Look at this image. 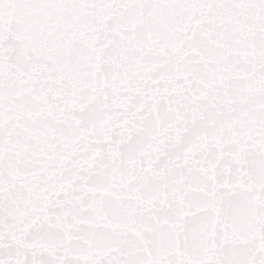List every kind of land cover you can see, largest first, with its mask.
Returning a JSON list of instances; mask_svg holds the SVG:
<instances>
[{"label": "snow or ice", "instance_id": "6c2138e0", "mask_svg": "<svg viewBox=\"0 0 264 264\" xmlns=\"http://www.w3.org/2000/svg\"><path fill=\"white\" fill-rule=\"evenodd\" d=\"M0 264H264V0H0Z\"/></svg>", "mask_w": 264, "mask_h": 264}]
</instances>
